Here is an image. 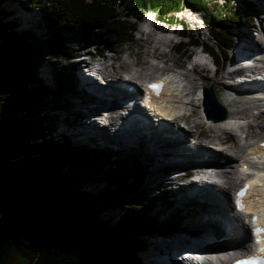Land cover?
<instances>
[{"label": "trees", "instance_id": "16d2710c", "mask_svg": "<svg viewBox=\"0 0 264 264\" xmlns=\"http://www.w3.org/2000/svg\"><path fill=\"white\" fill-rule=\"evenodd\" d=\"M4 4L45 15L40 37L28 30L14 31ZM241 5L243 10L231 0H91L89 4L83 0H0V264L11 249L25 264H135L136 253L146 249L140 238L152 232L181 233L195 240L208 236L205 227L189 224L194 213L184 203L196 199L185 198L174 214L155 221L144 209L165 212L172 197L168 191L150 184L127 197L140 186L142 153L105 161L98 149H90L78 152L88 158L74 157L73 151L48 136L53 116L42 113L40 106L72 92L73 62L80 50L91 44L131 42L136 22L147 12L177 29L184 42L195 45L198 38L189 34L176 13L184 7L196 14L211 42L202 45L220 66L226 49L251 14L257 13L254 4ZM118 8L121 19L115 12ZM184 42L175 46L179 55L188 49ZM44 62L52 68L47 89L36 77ZM100 168L109 173L99 179L86 178ZM93 182L97 184L94 191L83 190L84 184ZM195 190L202 202L206 197L202 188ZM113 208L118 210L116 218L98 220L104 210ZM221 225L225 228V222Z\"/></svg>", "mask_w": 264, "mask_h": 264}, {"label": "rangeland", "instance_id": "374dc122", "mask_svg": "<svg viewBox=\"0 0 264 264\" xmlns=\"http://www.w3.org/2000/svg\"><path fill=\"white\" fill-rule=\"evenodd\" d=\"M83 2L86 3L87 0H83ZM238 2L239 0H234V4L238 5ZM4 6L5 10L10 12V15L7 20L9 19V21L13 24L14 31L19 32L22 30H28L32 31L35 36L40 37V35L42 34V30H40L39 27L41 28L45 25L42 24L41 18L45 17V15L36 10L32 12H22L11 4H4ZM255 8V11L257 13L251 14V19H249L248 22L244 24V26L240 29V34L234 40V47L231 51H229V55L233 56L235 51H237V53H239L237 57L243 58L244 54L245 57H247V55L249 54L248 51H250L252 47L251 49L249 48L248 51L245 50L244 47L247 43L251 44V40L255 47H259V51L263 49L264 3H256ZM180 9L181 10L176 13V16L187 25L189 29V34L192 35V37H197L199 43L205 45L208 44L210 46V38L206 34V29L200 22L199 17L193 14V12L189 13V9L187 8L182 7ZM115 12L116 15L119 16V19H121L119 8ZM147 23L151 24L152 26L157 25L158 27H160V31H168L170 33L171 31L177 30L174 29L172 26H167L163 23L157 22V19L154 17V14L150 12L145 13L142 16L141 21L139 23H136V31L137 29L141 28L142 25ZM136 37L137 32L133 34L132 43H126L125 46L121 49L127 48L131 45H137V42L135 41ZM151 38L153 39V37ZM171 38L172 37L170 36V34H168L167 40H171ZM176 40H178L179 42H184V40H182L181 38H177ZM118 48L119 47H116L112 44L99 46L91 44V46L85 47L84 49L78 52L79 58L73 62V76L75 80L73 83L74 87L71 90L72 92L60 96L59 99L52 104L40 106V108L42 109V113H47L48 115L53 116L52 123L48 124V136L51 137L53 140H57L60 145H63V147H66L70 151H73V156L79 158H88L89 156L80 153L78 154V152L87 151L90 149H98L101 158L105 161L124 158L126 155H128L127 153L130 152L142 153V159H140V162L142 163L143 169H141L142 175L140 186L137 190L128 194L127 197L130 198L137 192L142 191L144 187L150 184H158L160 186V189L168 191L170 195H172V197L170 198L171 203L169 205V208L165 212H163L161 208L144 209L146 212H148L147 216H149L150 218H152V220L155 221H160L161 216H163L164 214H174L175 208H180L179 204L185 198L193 200L196 199L194 202L189 201L184 203V205H186V207L184 208L190 209L192 213H194L193 219L189 220V224L195 225L197 227H205L207 229L206 231L209 232L208 235L212 234L213 236L218 237L219 239L216 240L222 239L221 237H223L226 227L221 228L219 226L220 229H217L216 224H195V222L202 223L204 217L209 216V214L218 213L219 209L216 207L217 205H219V203L218 201H215L213 197L205 193L204 189L208 187L202 186L201 183L195 186L186 187V184H190L193 178L192 176L189 177L190 173L189 175L185 174L186 172H188L189 169V164H187L188 161L180 162L177 160L182 156V154H177L174 151H170L169 148L172 147L169 145V142H164L163 140L159 141V139H157L156 142L153 140V143H151L153 138L145 137L143 136V134H141L140 130L133 124L130 114L127 118L129 124L124 129H126L127 127H133V131H137L138 138L125 139L122 136L117 137V133L113 132L114 129L111 128V126L104 127L103 119L98 117V115L107 112V110L111 108L109 107L110 105H113V103L117 102L118 99H121L119 95H115V97L111 96V89L117 90V88L114 87V84L111 85L100 81V79L102 78V74L98 77L97 80L95 78H86V76L92 75L87 72V70H85L86 73L84 77L82 76L81 78L80 75L84 69L85 64H91L95 67H104L103 72L105 73L113 71L112 68H114L115 72L117 73V69L119 70V68L117 67L118 62L112 63L109 61V59L113 57V55L115 54V50H117ZM197 51L198 48H188L186 53L183 54V57L180 58H178L171 51H169L168 53L171 58H176L178 63L181 64L185 63L186 61H193L197 59L198 57L195 55ZM94 53L98 55L93 56ZM256 53L260 54V52L258 51H256ZM51 69L52 68L44 62L43 64L38 66L36 70L37 79L41 81V84L44 85L46 89L51 86V79L49 76ZM202 70L205 71L207 74L205 76L206 81H204L205 86L209 83L212 85V87L214 86L218 92L217 97L215 96L216 100L217 98L219 100L218 95L220 96L222 93L219 88L220 84L223 83L222 77L216 76L214 77L215 81H209L208 79H211V75L206 69ZM125 101L127 102V99H125ZM263 118V116L260 117V119L258 117L257 121H260L259 126L253 127L250 130L249 134L252 133V135L257 136L262 133V130H260V126L262 125L261 122L263 121ZM96 120L97 123L95 126L92 122ZM121 130L123 129H120L119 131ZM207 137L211 140L214 139V137L212 136ZM90 141L94 142L95 144H91ZM182 145H185V140L181 141V144L179 146L182 147ZM173 146L176 147L177 145L175 144ZM182 157H185V155L183 154ZM189 159L190 158H188V160ZM211 159L218 160L219 157L217 156ZM161 169L168 170V173L162 175ZM108 173L109 172L104 168H100L92 173H88L86 175V178L99 179L103 178ZM93 183L84 184V186H82L83 190L90 193L94 191V188L97 184L96 182ZM192 187L202 188L203 191L201 193L206 196L204 200L201 199L202 202L198 200L197 195L195 196L194 194H189L190 189L191 192L195 190L192 189ZM54 193L55 192H53V194ZM209 194H211V192H209ZM227 196H225L224 198L226 202H229ZM109 203L111 202L109 201ZM107 204L108 203H105L104 205ZM117 211L118 210L115 208L106 209L100 214L98 220L100 222H105L111 220V218L114 219L118 214ZM190 228L195 230H204V228L199 229L194 226H191ZM178 235L183 236V238H175L174 240H176V244L185 243L187 244L186 247H188L190 245H193V243H195L196 241L195 239H191L187 235L184 236L181 233L160 235L156 232H152L149 235L143 236L142 239L143 242H145L147 245H153L154 247L150 248L147 252L145 249L143 253H136L137 259L135 264H179L177 260L174 261L171 257L167 256L165 252L167 248L171 249L167 244L168 241ZM178 239H180V241ZM189 240L192 243H188ZM155 245L160 248L156 247ZM195 247L196 245L191 246V249ZM3 262L4 264H25L26 260L22 258V256L16 250L11 249L9 251V254L4 258Z\"/></svg>", "mask_w": 264, "mask_h": 264}, {"label": "bare ground", "instance_id": "6f19581e", "mask_svg": "<svg viewBox=\"0 0 264 264\" xmlns=\"http://www.w3.org/2000/svg\"><path fill=\"white\" fill-rule=\"evenodd\" d=\"M252 1L255 3H260V2L264 3V0H252ZM249 48L251 49L250 51H248ZM244 49L247 50L249 54L247 55V57L237 60V62L245 64L246 66L243 68H237V70H240L241 73H244L247 78H252L253 81L249 83L245 82L243 84H240L236 89L237 91H261L263 92L262 94H264V81L261 82L257 80L259 79V76L261 75V73L264 72V69H263L264 68V47L263 49L259 51V47L258 48L255 47V45L252 43V40H251V44L247 43ZM256 51L260 52V54H257V55L261 56V59L256 61L255 65L249 66L247 63L251 59V54L255 53ZM232 58L235 60L237 59L236 56H233ZM196 62L200 63V59L198 58ZM253 62H255V60ZM202 67L206 69L205 64H203ZM103 69L104 67H101V66L95 67L91 64H85L84 69L81 72L80 76L81 78L82 76L84 77L86 73L85 70H87V72L92 74V75L86 76V78H89V79L95 78L97 80L98 77L102 74V78L100 79V81H106L108 84L113 85L112 81L116 79V72L114 68H112L113 71H110L107 73L103 72ZM205 76L206 75H204V77ZM118 87L119 88L117 87L116 88L120 92H118L117 90L111 89V96L115 97V95H119L121 99H118L117 102L113 103V105H110L109 107L111 108H109L107 112L98 115V117L103 119L104 121L103 126L104 127L111 126V128L114 129L113 132L117 133V137L122 136L125 139L138 138L137 131L136 130L133 131V127H127L126 129H124L129 124V121L127 120V118H128V115L130 114L133 124L140 130L141 134H143V136L145 137L153 138L151 143H153V140L156 142L157 139H159V141L163 140L164 142H169L170 143L169 145L172 147V148H169L170 151H174L177 154H182V156L183 154L185 155V157L179 156L180 158L177 159L178 161L180 162L188 161L187 164H189V166H193L194 164V167L191 168L192 170L191 169L189 170L192 173L189 177L195 175L196 178L195 180H191L190 184H186V187L195 186L201 183L202 186L208 187L204 189L205 193L213 197V199H215V201H218L219 203V205H217L216 207L219 209L218 213L209 214V216L204 217V219L202 220V223L195 222V224L197 225L216 224L222 228V225H219V224H221V222L222 223L225 222L226 228H225L222 239L216 241L213 238H211L210 235H208L209 232L205 231L208 237L204 239L202 236L200 237L201 239L197 238L195 242H198L200 246L193 243L194 245H196V247L193 249L190 248V250L208 251L212 249H221L222 247H227L228 250L232 252L231 256H229V254L226 251H224L222 254H217L216 257L211 262H207L208 256L203 255V253H200L196 255L195 257L196 261H193L191 259L185 260V261L182 260L183 263L181 264H221L223 258L225 257L235 258V257L241 256L249 248L250 232H248V229L245 227L239 215L234 213L231 200H229V202H226L224 198L225 196H227L226 194L228 192V189L231 188L235 182L236 172H235V166L233 165L232 161H229V159H227V157L224 154H218V157H219L218 160L208 159V160L203 161L204 159L203 157L210 158L209 156L216 157V155L210 152L207 148H202L200 146L190 147L187 144V141L185 139V134L182 133L181 131L175 130L172 127L165 125V124H161L157 126L153 125L140 109H138L134 105L129 106L126 104L125 99L127 97L126 95L127 86L125 84L118 83ZM214 92L217 97L218 92L215 87H214ZM222 93L219 96V100L217 98V102L222 108H225L226 105L229 103V99H227L224 95H222ZM162 94H164V91L162 92ZM165 100L169 101L170 96L165 97ZM252 103H253V107H251V111L253 110L254 112L256 111V109H264V98L260 97V98L254 99ZM142 107L144 106L142 105ZM133 109H135V114H133ZM197 110H198V105L197 106L194 105L191 107V111L193 113L197 112ZM259 114H260L258 116L259 119L262 116L264 117V111L261 110ZM219 122H215V123H219ZM92 123L96 126L97 120L93 121ZM261 124L262 125L260 126V130L264 132V118ZM120 129H123V130L119 131ZM246 136L250 138L254 137L252 136V133L251 134L247 133ZM168 140L172 141L173 143ZM183 140H185V145H182V147H180L179 145L181 144V141ZM237 141L238 140H236L234 143L236 144ZM175 144L177 145L176 147L173 146ZM188 158H190L191 160L190 159L188 160ZM201 163L207 164L209 166V169L203 168V166H196ZM198 176L199 178H197ZM192 189H195V187H192ZM209 192H211V194H209ZM189 194H196V190L191 192V189H190ZM247 212L251 213L250 211H247ZM177 237L183 238V236L178 235V236L171 238V240L168 241L167 243L172 251L176 247V240L174 239ZM178 240L180 241V239ZM198 240H203V241H198ZM188 242L192 243L190 240ZM207 244H216L219 246L215 248H208Z\"/></svg>", "mask_w": 264, "mask_h": 264}, {"label": "snow or ice", "instance_id": "6c2138e0", "mask_svg": "<svg viewBox=\"0 0 264 264\" xmlns=\"http://www.w3.org/2000/svg\"><path fill=\"white\" fill-rule=\"evenodd\" d=\"M149 87L153 89H157L160 86L159 85H150ZM249 186H245L242 188L238 193V201H237V206L238 208L243 211L244 210V204H243V196L246 195L248 191ZM259 222V217L258 216H253V223H258ZM254 235L256 236V243L257 244H264V227H256L254 229ZM262 253H264V247L260 249ZM236 264H264V257H250L247 260H238Z\"/></svg>", "mask_w": 264, "mask_h": 264}, {"label": "water", "instance_id": "95a60500", "mask_svg": "<svg viewBox=\"0 0 264 264\" xmlns=\"http://www.w3.org/2000/svg\"><path fill=\"white\" fill-rule=\"evenodd\" d=\"M207 92H208V105L210 106V105H212V106H214V105H216V100H215V97H214V95H213V93H212V90H211V88L209 87L208 89H207ZM207 110H208V107H207ZM223 117H224V115L222 114L218 119L219 120H222L223 119ZM73 153V152H72Z\"/></svg>", "mask_w": 264, "mask_h": 264}, {"label": "clouds", "instance_id": "9594fccd", "mask_svg": "<svg viewBox=\"0 0 264 264\" xmlns=\"http://www.w3.org/2000/svg\"><path fill=\"white\" fill-rule=\"evenodd\" d=\"M87 1H88V3H87V4H89L91 0H87ZM140 252H142V253H143V250H140Z\"/></svg>", "mask_w": 264, "mask_h": 264}]
</instances>
